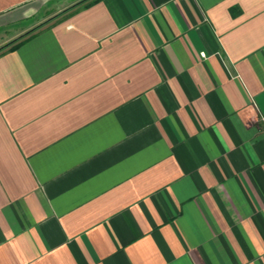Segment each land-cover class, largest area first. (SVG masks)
I'll list each match as a JSON object with an SVG mask.
<instances>
[{"label":"crops","instance_id":"1","mask_svg":"<svg viewBox=\"0 0 264 264\" xmlns=\"http://www.w3.org/2000/svg\"><path fill=\"white\" fill-rule=\"evenodd\" d=\"M0 264H264V0H0Z\"/></svg>","mask_w":264,"mask_h":264},{"label":"rangeland","instance_id":"2","mask_svg":"<svg viewBox=\"0 0 264 264\" xmlns=\"http://www.w3.org/2000/svg\"><path fill=\"white\" fill-rule=\"evenodd\" d=\"M28 33H29V32H27V33H24V34H28ZM21 36H23V35H21ZM21 36H20V37H21ZM20 37H18V38H20Z\"/></svg>","mask_w":264,"mask_h":264},{"label":"built area","instance_id":"3","mask_svg":"<svg viewBox=\"0 0 264 264\" xmlns=\"http://www.w3.org/2000/svg\"><path fill=\"white\" fill-rule=\"evenodd\" d=\"M203 54V53H202Z\"/></svg>","mask_w":264,"mask_h":264}]
</instances>
